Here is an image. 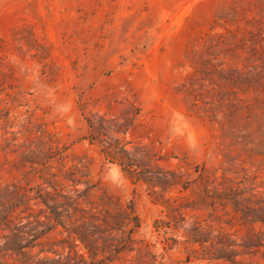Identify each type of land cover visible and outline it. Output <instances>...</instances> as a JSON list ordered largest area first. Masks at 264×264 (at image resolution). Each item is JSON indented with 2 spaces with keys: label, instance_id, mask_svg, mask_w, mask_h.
<instances>
[{
  "label": "rangeland",
  "instance_id": "rangeland-1",
  "mask_svg": "<svg viewBox=\"0 0 264 264\" xmlns=\"http://www.w3.org/2000/svg\"><path fill=\"white\" fill-rule=\"evenodd\" d=\"M0 264H264V0H0Z\"/></svg>",
  "mask_w": 264,
  "mask_h": 264
},
{
  "label": "trees",
  "instance_id": "trees-1",
  "mask_svg": "<svg viewBox=\"0 0 264 264\" xmlns=\"http://www.w3.org/2000/svg\"><path fill=\"white\" fill-rule=\"evenodd\" d=\"M128 165V167H133V163H129V164H127ZM18 237H16V235H15V238H13V241L15 242V243H13V244H15L14 246H16V247H20L21 248V246L19 245V243H17L16 242V240L18 241ZM15 247V248H16ZM13 248V247H12Z\"/></svg>",
  "mask_w": 264,
  "mask_h": 264
},
{
  "label": "clouds",
  "instance_id": "clouds-1",
  "mask_svg": "<svg viewBox=\"0 0 264 264\" xmlns=\"http://www.w3.org/2000/svg\"><path fill=\"white\" fill-rule=\"evenodd\" d=\"M69 123H71V121H69Z\"/></svg>",
  "mask_w": 264,
  "mask_h": 264
}]
</instances>
